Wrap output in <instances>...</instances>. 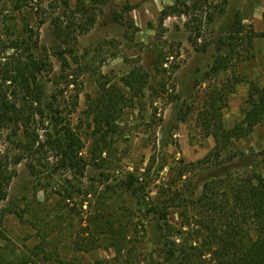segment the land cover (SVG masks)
<instances>
[{
	"label": "rangeland",
	"instance_id": "374dc122",
	"mask_svg": "<svg viewBox=\"0 0 264 264\" xmlns=\"http://www.w3.org/2000/svg\"><path fill=\"white\" fill-rule=\"evenodd\" d=\"M75 2L70 0L72 10ZM174 3L175 0H108L96 11L95 25L77 36L74 56L66 58L67 66L53 55L51 19L60 9L52 13L47 0L33 2L32 9L15 14L13 21L0 20V36L7 44L14 39L3 34L8 32L7 26L16 24L21 30L27 23L33 31L32 41L38 40L39 51L47 53L52 67L43 77L46 92H58L64 114L70 112L67 118L82 139L85 164L82 176L54 173L51 167L47 170V154H37L45 166L34 161L39 167L32 175L28 160L13 165V157L19 152L15 143L18 139L9 130L0 129V160L9 157L7 161L16 172L0 210L10 206L20 214H7L0 221V255L5 261L17 264L30 257V264H178L167 262L162 237L172 241L171 235L182 228L185 218L192 223L190 217H197L198 211L211 213L198 201L204 186L228 175L264 176V122L246 137L233 141L218 159L226 162L230 155L236 156L231 164L218 166V162H212L210 170H202L204 160L215 149L213 137L207 136L212 128H206L202 120L210 110V97L215 98V109L221 112L222 127L230 130L243 120L250 84L264 85V39L260 37L264 31V0H209L205 9L214 12V20L202 18L191 38L190 31L183 27L185 18L169 16L161 20L162 12ZM9 11L7 0H0V19ZM235 20L241 24L240 34L233 40L229 38ZM220 39L226 46L219 51L213 43ZM228 45L233 52L227 53ZM159 51L168 56V62L156 70L153 59ZM219 57H226L228 64L214 72L212 67ZM62 67H66L64 71ZM140 68L150 75L149 85L134 97L121 79ZM108 82L123 88L131 102L122 110L118 128L108 138L109 149L92 154L86 96L97 95ZM232 86L233 92L227 94ZM216 92L227 95L223 109ZM76 96L77 104L73 106ZM182 170L188 174L182 176ZM129 174L139 178L137 187H143L135 194L120 185ZM214 184L215 195H222L225 186ZM67 195L72 197L67 200L70 209L74 210L75 204L82 208L76 217L75 213L69 214L73 210H65L66 218L57 227L55 202L66 200ZM103 195L112 198L107 200ZM17 201L18 207L10 205ZM44 201L49 205L47 209L35 208V203ZM157 205L166 207L168 213V228L164 222L162 232L157 218L147 210ZM101 209L105 217H99L97 224L89 227L95 215L103 213ZM81 240H93L98 248L78 252L73 242Z\"/></svg>",
	"mask_w": 264,
	"mask_h": 264
},
{
	"label": "trees",
	"instance_id": "16d2710c",
	"mask_svg": "<svg viewBox=\"0 0 264 264\" xmlns=\"http://www.w3.org/2000/svg\"><path fill=\"white\" fill-rule=\"evenodd\" d=\"M38 1L44 0H7L10 11L2 16L1 22L15 20V14L22 13L25 8L32 9L30 5ZM208 1L175 0L172 7L162 12L161 20L169 16L185 18L183 27L186 31H190L191 38L194 26L201 24L204 19L209 22L214 20V12L205 9V6L209 5ZM107 2L108 0H76L75 9L72 10L70 0H47L52 13L60 9V13L51 19V25L55 43L52 50L53 55L62 62V66H67V57L74 56L77 36L85 34L95 25L96 11L100 10L99 7ZM240 24L235 20L231 27L233 33L229 39L234 40L233 36L240 34ZM7 30L8 32L3 34L14 36V39L7 44L0 36V129L9 130L10 135L14 139H18L15 143L19 152L13 157V165H18L26 159L30 174L34 175L36 167H39L34 161H38L40 166H45L35 155L44 153L47 154V170L51 167L54 173L62 171L63 173L84 175L85 164H82L83 158L81 157L83 143L79 133L71 127L67 118L70 112L64 114L57 96L58 92L53 95L46 92L43 77L45 73L48 75L52 67L47 53L39 51L38 40L32 41L33 31L29 24L24 23L21 30L16 24L9 25ZM200 30L197 29V32ZM198 34H195L196 38ZM260 37L264 39V31ZM225 44V40L220 39L215 41L213 46L220 51L221 47L226 46ZM227 48H230L227 53L233 52L231 45H228ZM167 62L168 56L159 51L153 59L154 69H163ZM227 64L226 57H219L215 60L212 70L219 72L225 69ZM65 68L62 67L63 71ZM149 78L148 72L140 68L122 78L121 83L124 88L133 93L134 97H137L149 85ZM64 79L67 88L69 86L67 75ZM238 83L239 81L236 80L235 84ZM99 89L97 95L86 96L87 108L85 112L92 125L90 134L93 140L92 154L98 155L109 149L108 138L117 130L116 123L122 110L131 102L123 88L114 83H105ZM233 89L234 86L229 87L227 94L232 93ZM60 90V94H63V89ZM217 95L219 94L217 93ZM219 96L222 99L221 109H223L226 106L227 95L220 94ZM220 98L217 101L221 100ZM75 100L72 103L73 106L77 104V96ZM210 101V110L205 113L202 120L206 128H212L208 131L207 136L213 137L215 149L211 157L204 160L205 166L202 168L204 171L212 168L209 165V163L212 165V162H218V166H223V163L231 164L237 158L236 156L230 155L226 162H219L218 159L222 154L224 155L233 141L246 137L256 125L264 122V85L260 87L253 83L250 84L246 107L243 109V120L230 130H225L222 127L221 112H217L215 109V98L210 97ZM20 133L22 136L19 138ZM25 156L27 157L25 158ZM8 158L4 157V160H0V204L8 199V188L16 174L8 163ZM186 174H188L187 170L181 171L182 176H186ZM209 174L211 175V173ZM232 178L228 175L224 179H213L204 186L203 195L199 196L198 201L207 206L211 213L204 214L198 211L197 217H190L192 223L185 218L186 223L181 224L182 228L175 231L176 235H171L174 237L172 241L168 236L162 237L163 240L165 239L163 247L167 249V262L177 261L178 264H264V176ZM202 179L206 178L202 177ZM138 182V177L129 174L125 180L120 182V185L125 186H122L123 190H131L135 194L138 188L141 190L143 188L137 187ZM213 183L225 186L222 195H215L217 192H215L216 187ZM109 196L112 195H103V198L109 200L112 198ZM70 198H72L71 195H67L66 200L62 198L55 202L58 211L54 216L57 227L60 226V221L66 218L64 211L68 209L72 212L73 210L67 203V200H71ZM168 200L173 201L174 198L169 197ZM19 204L18 201L10 203L13 207H18ZM192 204L193 207H196V204ZM48 207L47 201L35 203V208L47 209ZM81 208L80 205L78 207L75 204L74 212L69 214L75 213L76 217L80 213L77 210ZM101 210L103 213L100 216L96 214L89 227L94 223L97 224L99 217H105L104 209ZM147 210L157 218V225L161 232L164 222L168 228L166 207L157 205ZM7 214L20 216L9 206L0 210V221ZM69 214L67 216H71ZM171 234L173 233L171 232ZM84 240L73 242L76 251L90 252L98 248L93 240L87 242ZM30 263L31 258L25 257L17 264ZM0 264L15 263L5 261L0 255Z\"/></svg>",
	"mask_w": 264,
	"mask_h": 264
},
{
	"label": "crops",
	"instance_id": "0c3cea01",
	"mask_svg": "<svg viewBox=\"0 0 264 264\" xmlns=\"http://www.w3.org/2000/svg\"><path fill=\"white\" fill-rule=\"evenodd\" d=\"M252 136V135H251ZM250 138H252V137H250Z\"/></svg>",
	"mask_w": 264,
	"mask_h": 264
}]
</instances>
